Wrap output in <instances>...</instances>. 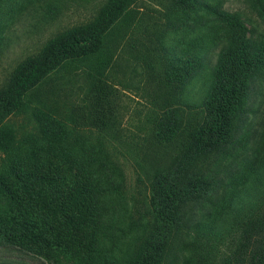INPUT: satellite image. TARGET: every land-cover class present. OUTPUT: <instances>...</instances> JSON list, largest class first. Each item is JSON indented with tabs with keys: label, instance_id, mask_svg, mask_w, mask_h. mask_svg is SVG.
<instances>
[{
	"label": "rangeland",
	"instance_id": "374dc122",
	"mask_svg": "<svg viewBox=\"0 0 264 264\" xmlns=\"http://www.w3.org/2000/svg\"><path fill=\"white\" fill-rule=\"evenodd\" d=\"M104 1L0 0V86L20 60L39 51L57 32L91 20ZM200 1L240 11L252 37L264 35V19L246 0ZM48 2L58 3L54 19H44ZM139 5L149 17L129 37L132 45L147 42L140 51L149 44L164 63L170 60L177 67L189 60L206 63L181 91L173 93L177 96L174 106L186 116L187 105L199 104L209 89L221 45H231L237 36H250V31L231 27L203 7L174 9L171 0H141ZM154 30L156 34H151ZM131 44L120 49L114 67L104 77L92 79L82 71H61L41 84L38 97L65 123L69 142L75 144L65 152L68 155L35 140L38 128L30 113L7 120L15 138L8 149L0 148V181L12 199L34 210H62L71 230L108 254L112 264H128L150 219L149 156L144 151L152 139L154 120L162 116L152 97L160 80L148 84L147 68L135 58L137 50ZM99 97L106 107L112 106L117 137L89 120V102ZM250 106L243 137L250 134L240 150L244 153L230 165L228 174L223 173L225 180L217 194L191 204L196 224L181 251L180 264H227L246 226L264 216V79ZM48 178L64 179V183L56 187ZM0 264L44 261L3 247Z\"/></svg>",
	"mask_w": 264,
	"mask_h": 264
},
{
	"label": "trees",
	"instance_id": "16d2710c",
	"mask_svg": "<svg viewBox=\"0 0 264 264\" xmlns=\"http://www.w3.org/2000/svg\"><path fill=\"white\" fill-rule=\"evenodd\" d=\"M140 1L105 0L91 20L57 32L39 51L17 63L0 86V148L6 150L14 142L15 132L7 120L30 113L38 128L35 140L69 154L65 152L75 146L69 142V131L40 100L38 90L51 74L61 71H82L92 79L106 76L120 49L131 44L129 37L149 17ZM246 1L264 19V0ZM171 3L174 9L206 8L231 27L249 30L250 36H237L231 45H221L209 89L199 104L187 105L186 116L174 106L177 96L173 93L181 91L206 63L189 60L177 67L169 59L164 63L149 44L140 51L147 42L131 44L139 64L147 68L148 84L160 80L152 97L162 116L154 120L152 139L144 151L149 156L150 219L135 242L128 264H180L181 251L196 224L191 204L217 194L225 180L223 173L228 174L230 165L244 153L240 150L250 134L243 137L252 112L251 101L264 79V35L253 38L240 11L200 0ZM46 5L44 19H54L58 3ZM88 109L91 124L118 136L112 106L106 107L104 98L91 99ZM47 180L56 187L64 183V179ZM9 191L0 181V248H17L44 264H112L108 254L71 230L65 212L20 205ZM227 264H264V216L246 226Z\"/></svg>",
	"mask_w": 264,
	"mask_h": 264
}]
</instances>
